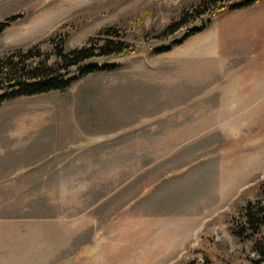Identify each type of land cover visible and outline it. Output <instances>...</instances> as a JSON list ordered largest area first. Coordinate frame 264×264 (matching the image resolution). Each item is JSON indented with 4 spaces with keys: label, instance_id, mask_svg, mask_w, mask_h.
Listing matches in <instances>:
<instances>
[{
    "label": "rangeland",
    "instance_id": "obj_1",
    "mask_svg": "<svg viewBox=\"0 0 264 264\" xmlns=\"http://www.w3.org/2000/svg\"><path fill=\"white\" fill-rule=\"evenodd\" d=\"M203 1L0 0V21L21 15L0 34V59L40 44L53 61L54 42L69 51L108 27L135 50L94 60L118 68L66 91L0 105L1 166L12 136L33 133L29 119L77 118L83 135L107 138L73 159L74 188L0 182V264L255 257L231 221L248 202L264 203V0L162 35ZM163 47L170 50L158 53ZM37 127L52 136L58 125Z\"/></svg>",
    "mask_w": 264,
    "mask_h": 264
},
{
    "label": "trees",
    "instance_id": "obj_2",
    "mask_svg": "<svg viewBox=\"0 0 264 264\" xmlns=\"http://www.w3.org/2000/svg\"><path fill=\"white\" fill-rule=\"evenodd\" d=\"M257 0H204L205 8L195 9L193 14L184 12L180 19L172 22L163 32L166 38L177 33L188 22L201 15H208L206 26L211 18L226 9L247 6ZM21 15H13L0 21V34ZM194 28L174 45L182 44L187 38L205 29ZM101 36L90 38L88 43L67 51L64 40L54 42L50 55L42 52L40 44H36L26 51H16L0 59V105L7 101L21 97H32L54 91H65L74 83L88 75L103 71H112L118 65H99L94 60L134 52L133 46L125 40L124 35L117 29L108 27L101 30ZM169 47L157 49L158 53L169 51ZM78 71L77 76H71L72 71ZM233 235L243 241L253 243L255 257L249 264H264V203L248 202L242 208L238 217L231 221ZM189 264H196L195 260Z\"/></svg>",
    "mask_w": 264,
    "mask_h": 264
},
{
    "label": "crops",
    "instance_id": "obj_3",
    "mask_svg": "<svg viewBox=\"0 0 264 264\" xmlns=\"http://www.w3.org/2000/svg\"><path fill=\"white\" fill-rule=\"evenodd\" d=\"M29 121V124L32 123L34 126L33 133L28 129L27 133L18 139L13 135L10 139L11 147L5 149L2 161L7 164L0 165V182L40 184L42 181H53L60 183L57 185L59 188H74V180H78L79 177L73 174L75 163L73 159L89 157L92 153L91 147L99 145L107 138L83 135L77 118L57 117L43 120L36 118ZM48 121L58 125L55 135L51 136L48 128L37 127Z\"/></svg>",
    "mask_w": 264,
    "mask_h": 264
}]
</instances>
